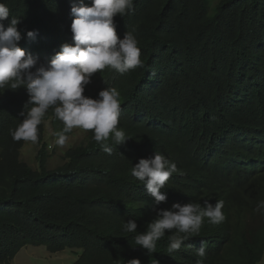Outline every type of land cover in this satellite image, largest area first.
<instances>
[{"label": "trees", "instance_id": "1", "mask_svg": "<svg viewBox=\"0 0 264 264\" xmlns=\"http://www.w3.org/2000/svg\"><path fill=\"white\" fill-rule=\"evenodd\" d=\"M77 2L0 0L21 20L18 46L41 63L72 43L70 10ZM211 12L212 0H134L132 11L114 17L120 38L136 36L143 67L123 75L105 68L85 87L91 98L106 87L120 93L118 127L132 138L117 146L109 141L111 155L83 129L86 141L50 169L47 125L55 139L64 125L49 109L38 125L33 169L21 158L28 141L9 134L21 122L26 89L0 94V264H13L29 246L81 252L75 264H196L202 243L203 264L260 263L264 215L254 209L264 201V0H221ZM27 31L38 35L29 39ZM155 151L179 171L161 190L167 201L154 207L130 169ZM206 201H223L225 220L213 225L205 218L180 250L167 253V231L154 253L135 245L157 209ZM128 219L137 233L121 230Z\"/></svg>", "mask_w": 264, "mask_h": 264}, {"label": "clouds", "instance_id": "2", "mask_svg": "<svg viewBox=\"0 0 264 264\" xmlns=\"http://www.w3.org/2000/svg\"><path fill=\"white\" fill-rule=\"evenodd\" d=\"M134 0H78L71 6L72 43H64L60 50L47 62L41 63L31 53L18 46L22 32L18 30L21 20L10 15V8L0 3V94L5 89H26L28 100L21 111L20 124L9 134L14 141L38 140V125L49 109L63 125L57 143L63 145L73 128L91 130L92 139L102 151L111 155L113 147L123 145L132 137L118 127L121 112L120 93L115 88L106 87L96 98L84 95L85 87L91 83L93 74L108 68L121 75L138 67H143L138 40L132 32L120 38L116 31L114 17H123L132 11ZM11 19L7 26L3 21ZM36 31H27L29 39H35ZM179 170L175 162L159 151L149 158H141L131 167L133 178L139 181L150 197L153 206L167 201L165 187L169 178ZM223 201L215 204L206 201L204 206L189 202L173 203L170 209H157L156 216L147 222L146 230L133 237L137 246L149 254L156 252L157 242L167 235V253L180 250L184 241L198 235L207 218L216 225L225 220L222 212ZM255 212L264 215V201L257 203ZM134 219L121 221L124 233H137ZM174 230V231H173ZM196 264H203L207 255L202 243L195 249ZM127 264H140L138 259ZM259 264H264V255Z\"/></svg>", "mask_w": 264, "mask_h": 264}, {"label": "rangeland", "instance_id": "3", "mask_svg": "<svg viewBox=\"0 0 264 264\" xmlns=\"http://www.w3.org/2000/svg\"><path fill=\"white\" fill-rule=\"evenodd\" d=\"M221 0H212V14ZM87 139L85 131L81 128H73V134L66 139L63 145H59L53 137L50 124L47 125L46 142L49 143V153L51 158L48 161L50 169H56L63 164L65 153ZM40 146L35 142H26L21 151V158L33 169H38L37 156ZM78 251L66 250L64 252L52 254L45 247L29 246L21 250L14 259L13 264H75L81 254Z\"/></svg>", "mask_w": 264, "mask_h": 264}]
</instances>
